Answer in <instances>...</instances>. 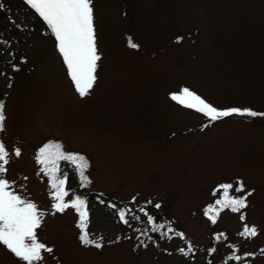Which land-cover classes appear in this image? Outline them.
<instances>
[{"label": "rangeland", "instance_id": "1", "mask_svg": "<svg viewBox=\"0 0 264 264\" xmlns=\"http://www.w3.org/2000/svg\"><path fill=\"white\" fill-rule=\"evenodd\" d=\"M0 5V142L9 152L0 178L43 213L37 238L53 252L33 264H264V117L210 121L170 96L188 88L217 109L264 112V0H93L101 59L84 97L50 30L21 6ZM49 143L89 162L83 184L68 161L58 175H67L65 202L86 200L101 249L81 244L74 209L52 207L55 190L37 163ZM225 183L232 197L251 193L241 212L216 205ZM209 208L219 211L215 224ZM120 209L131 210L128 224ZM245 225L257 235L241 236ZM0 264L25 262L0 245Z\"/></svg>", "mask_w": 264, "mask_h": 264}, {"label": "snow or ice", "instance_id": "2", "mask_svg": "<svg viewBox=\"0 0 264 264\" xmlns=\"http://www.w3.org/2000/svg\"><path fill=\"white\" fill-rule=\"evenodd\" d=\"M25 2L38 13L55 37L58 51L67 66L76 91L81 97L88 95L89 90L96 81L97 62L101 59L96 47L93 0H25ZM182 39V37H177L176 42L179 43ZM128 44L131 48L139 47L131 38H129ZM170 96L177 103L204 114L210 121H216L232 115L264 117V112H256L248 108L217 109L188 88H182L179 93H171ZM4 121V104L0 101V131H3ZM14 151L17 157L21 155L19 149ZM60 161H68L75 167L82 184L88 180L85 171L89 167V162L84 156L78 153H66L59 143L44 145L39 149L37 163L42 165L41 171L50 178V187L55 190L51 193L55 201L52 207L56 212L61 213L68 208L74 209L79 217L77 227L80 229L79 240L81 244L101 249L103 245L97 240L90 239L87 231L88 209L86 200L76 196L74 199L65 202V197L68 195L65 190L67 175L65 174L63 177L58 175ZM8 163L9 152L4 143L0 142V174L6 173L7 169L5 166ZM219 187L224 189L223 199L216 201V205L221 210L230 209L231 212L237 213L248 206L247 195H251V193L232 197L229 195V190L233 189V184L225 183ZM10 188V182L7 179L0 178V245L5 246L25 264H33L34 261L43 259L42 251L53 252L52 248L39 242L37 238L36 229L42 223L43 213L39 212L34 202L21 198L20 195L10 190ZM235 191L241 193L244 191L242 181H237ZM111 207H115V205H111ZM155 207L159 208L160 205L157 204ZM141 211H144V209H141ZM130 212L131 210L128 209L118 210L119 218L123 223L128 224L129 221L126 219V215L130 214ZM145 215H148L147 212H145ZM205 215L215 224L219 211L209 208ZM132 218L139 219L135 215ZM240 219H245L243 214H241ZM148 223L153 224L154 231L157 230L154 219L150 215H148ZM158 227L162 228L163 225ZM168 231L173 230L169 229ZM164 235L166 236L167 233H164ZM176 235L181 238L184 237L183 233H176ZM240 235L245 238L255 237L257 229L255 226L249 227L245 225ZM168 238L171 239V237ZM216 239L219 240L220 236H216ZM179 251L183 255L188 256L194 250L191 243H189L187 250L180 248ZM210 251L214 252L216 249H210ZM244 255L248 256L251 254L245 253ZM230 259L241 260L242 257L235 255L230 257Z\"/></svg>", "mask_w": 264, "mask_h": 264}, {"label": "trees", "instance_id": "3", "mask_svg": "<svg viewBox=\"0 0 264 264\" xmlns=\"http://www.w3.org/2000/svg\"><path fill=\"white\" fill-rule=\"evenodd\" d=\"M0 2L5 6H12L17 4L18 6H21V9L24 10V12L29 13V18L32 19L35 22V26L37 28H40L43 32L50 30L47 26V24L43 21V19L38 15V13L35 12V10L31 9L29 5L26 4L25 0H0ZM8 7V8H10ZM11 9V8H10ZM35 27V29H36ZM51 32V31H50ZM6 30L3 24L0 22V42H8L5 38Z\"/></svg>", "mask_w": 264, "mask_h": 264}]
</instances>
